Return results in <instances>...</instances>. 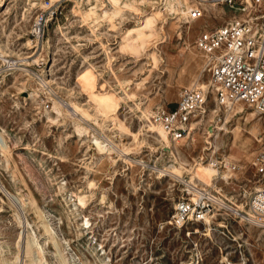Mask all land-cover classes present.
Returning <instances> with one entry per match:
<instances>
[{
  "label": "rangeland",
  "instance_id": "rangeland-1",
  "mask_svg": "<svg viewBox=\"0 0 264 264\" xmlns=\"http://www.w3.org/2000/svg\"><path fill=\"white\" fill-rule=\"evenodd\" d=\"M56 1L0 0V264H264L263 223L224 208L204 223H167L176 198L194 191L184 170L159 171L171 156L148 116L179 88L200 78L209 86L196 35L238 18L256 28V5L241 12L202 2L201 18L187 24L181 9L138 0L103 20L101 10H112L99 5L93 23L81 15L92 0H59L34 41L32 18ZM212 96L205 120L183 140L168 138L170 150L184 169L198 161L220 169L223 156L233 158L229 183L214 181L220 193L193 187L247 210L264 186L252 167L264 115L237 103L210 119ZM205 124L218 129L211 144Z\"/></svg>",
  "mask_w": 264,
  "mask_h": 264
},
{
  "label": "built area",
  "instance_id": "built-area-1",
  "mask_svg": "<svg viewBox=\"0 0 264 264\" xmlns=\"http://www.w3.org/2000/svg\"><path fill=\"white\" fill-rule=\"evenodd\" d=\"M194 1L247 11V3L236 0ZM250 1L257 7L258 12L251 16H258L259 26L255 28L248 17L233 19L199 31L194 44L204 55L203 69L215 86L216 101H241L264 115V0ZM59 2H54L32 18L29 34L34 41L42 38L46 19L55 14ZM201 10L199 5L192 7L189 11L191 19H196ZM205 114L203 90L196 86L182 87L171 105L153 111L151 121L165 131L170 141H175L188 134L191 124L199 125ZM252 167L257 175L264 173V140L254 156ZM190 195L176 198L167 223L185 228L188 224L203 223L220 209L207 190L196 188ZM246 205L252 214L251 220L264 223V186L249 194Z\"/></svg>",
  "mask_w": 264,
  "mask_h": 264
},
{
  "label": "bare ground",
  "instance_id": "bare-ground-1",
  "mask_svg": "<svg viewBox=\"0 0 264 264\" xmlns=\"http://www.w3.org/2000/svg\"><path fill=\"white\" fill-rule=\"evenodd\" d=\"M92 1H93V3H95V5L93 7H90L87 11L81 12V15H83L85 20H87V21L90 20L93 23H96L97 19H98V17H96V15H97V9H98L99 5H101V6L103 5L104 8L106 6H108L112 10V13H110V14L105 10H101V20H103V19L108 18L110 16H114L116 14H119L121 12L122 8H131L132 10H134L135 9L134 4L137 3L138 0H92ZM139 1L141 4H145V3L149 4L151 7L154 6L159 1L171 13L175 12L177 9H181L178 13L181 14V16L184 18V20H186V19L188 20L187 24H190V23L198 20L202 16V11H201L200 15L196 19H191L190 14H189L190 9L192 7H194L195 5L202 6V2L197 3L194 0H190L192 2L191 6L189 5L188 0H156L157 2H154L155 0H152V1L151 0H139ZM89 2H90L89 0L86 1V3H89ZM247 2H248L247 4H249L251 6V3L249 2V0H247ZM203 3H206V2H203ZM73 4H74V7H78L79 2L74 0ZM209 5H212V7H213L212 3ZM152 11H155V9ZM149 14H151V16L153 17V16H155L156 13L153 12V13H149ZM157 17H159V14H157ZM260 24L261 23L256 24V26H259ZM203 57H204V55H203ZM200 82H202L201 78L193 86H196L197 88H200L203 90L205 108H206L209 93H211V96L213 95L211 98L212 102L217 105V109L210 110V119L213 118V116L217 112L218 108H220L224 105H226V108L228 110H231V109H234L235 104L240 103L244 106L250 107L253 110H255L253 108V106H250L248 104H244L241 101L232 102V101L224 100L221 103L217 102L215 95H214L215 86L212 83L211 79L209 78V82H208L209 86L204 85V84L201 85ZM73 109L75 111L78 110L76 107ZM151 114H152V112H149L148 116H151ZM206 114H207V112H206ZM204 120L205 119H203V121ZM153 128H154V130L157 131L161 140L165 142V145H166L165 148L167 150H169V154L171 156V160H170L169 164L166 167L159 170L161 173L166 171L170 175H172L173 177L174 176H181L182 177V175H183L182 171L184 170L187 173L188 178L185 181H183V184H185V186H187L188 189H190V191L191 190L194 191L196 189L195 187H193V186H195L194 183L196 180L201 182L202 185H204L205 187H208L209 190L214 191L217 194L220 193V191L217 188V182H214L216 179H218L219 181H224L225 183H229V180L231 179V175L233 174V170L231 168V161L233 158H231L230 156H227V157L223 156V157H225L224 158L225 159V165H221L220 169H219L218 162H216V163L209 162L208 164H205V163L200 162V161L196 162L195 165H190L188 169H184L183 164L181 163V160H179L176 157V155H175L176 153L171 152L170 146H169L170 143H168V140H167L168 136L166 135L165 131L158 125H156V126L154 125ZM205 129H206L207 134L209 136L205 140L206 144H211L209 139H214L216 141L217 136H218L217 126L205 124ZM189 132L187 135H189ZM187 135H185V136H187ZM185 136L178 139V140H175V141L183 140L185 138ZM94 144H95V146L99 152H103L106 150L105 146L101 142L95 140ZM0 148L3 149L4 147L1 146V144H0ZM177 148H179V147H177ZM188 149H189V147H188ZM213 149L214 150L212 153H216V151H217L216 144H214ZM259 188L260 187H256L255 191L258 190ZM209 190H208V192L211 193V191H209ZM211 195H212V193H211ZM212 196L215 198L214 200L216 201V206L218 208H224L225 210L230 211L233 215H235L239 219L242 218L244 221H247L249 223H254V224H258V225L264 224V223L262 224L260 222L251 220L252 214H251L248 207H246L247 210H244L240 205H235L233 202H230V201L228 203H225V202L220 201L218 198H216L215 195H212ZM233 206L235 207V209L233 208ZM212 214L209 217H207L204 222H207L209 219H211Z\"/></svg>",
  "mask_w": 264,
  "mask_h": 264
},
{
  "label": "crops",
  "instance_id": "crops-1",
  "mask_svg": "<svg viewBox=\"0 0 264 264\" xmlns=\"http://www.w3.org/2000/svg\"><path fill=\"white\" fill-rule=\"evenodd\" d=\"M247 133V132H246Z\"/></svg>",
  "mask_w": 264,
  "mask_h": 264
}]
</instances>
